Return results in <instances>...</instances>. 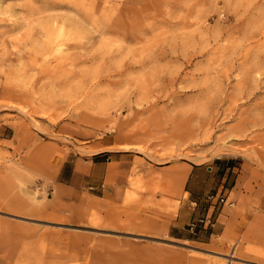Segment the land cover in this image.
Instances as JSON below:
<instances>
[{
	"label": "rangeland",
	"instance_id": "obj_1",
	"mask_svg": "<svg viewBox=\"0 0 264 264\" xmlns=\"http://www.w3.org/2000/svg\"><path fill=\"white\" fill-rule=\"evenodd\" d=\"M106 156L108 197L58 196ZM227 160L261 215L264 0H0V264H264L243 207L204 243L166 235Z\"/></svg>",
	"mask_w": 264,
	"mask_h": 264
},
{
	"label": "crops",
	"instance_id": "obj_2",
	"mask_svg": "<svg viewBox=\"0 0 264 264\" xmlns=\"http://www.w3.org/2000/svg\"><path fill=\"white\" fill-rule=\"evenodd\" d=\"M104 152V151H102ZM109 152V151H107ZM103 157L96 158L95 161H79L76 160L71 169V173L67 179V181H59L57 182V192L58 196H62V193H67L73 197H79L87 195V197H93V199H105L110 195V190L106 192V179L111 175V172L108 171L110 168L109 165L113 163L111 160V156H106V160H103ZM221 160V159H219ZM109 166V167H108ZM102 167L106 168V176L105 181L94 182L93 173L99 171ZM235 167L232 166L228 160L224 163L223 161L217 162V166L214 171L213 180L215 176V182L213 181V200L207 201L210 205L207 208V212L204 217H210L213 221V227L202 226L199 225L194 230H184L185 227H189L190 218L185 220L182 212L181 205H179V209L177 214L173 219L168 218L166 220L167 228L166 235L172 240H191L199 243H204L206 239L210 237H215L218 234H223L228 231V226L233 224L234 222V209L243 207L245 210V214L250 217H258L264 218V212L261 215H258L252 205H248L240 201V191H238V182L241 181L240 174L233 176L232 173L235 172ZM61 174V169L57 172V176ZM234 177V178H233ZM230 178V179H229ZM232 181V186H229ZM83 182L87 183V187H83ZM88 190H96L101 194H90ZM243 193V190L241 191ZM184 194L191 195L188 190H184ZM242 195V194H241ZM224 197L226 198L225 203H219L218 198ZM190 204L195 205L196 202L191 201ZM231 204V205H230ZM190 213L196 214L195 208L190 205L189 206ZM198 218L193 219V221ZM165 223V222H164ZM213 230V232H212Z\"/></svg>",
	"mask_w": 264,
	"mask_h": 264
},
{
	"label": "built area",
	"instance_id": "obj_3",
	"mask_svg": "<svg viewBox=\"0 0 264 264\" xmlns=\"http://www.w3.org/2000/svg\"><path fill=\"white\" fill-rule=\"evenodd\" d=\"M208 200L209 201L213 200V196H208ZM217 200L219 203H222V204L226 202V198L224 197H219ZM199 225L213 227V221L210 217L199 218L190 223L189 229L194 230Z\"/></svg>",
	"mask_w": 264,
	"mask_h": 264
}]
</instances>
